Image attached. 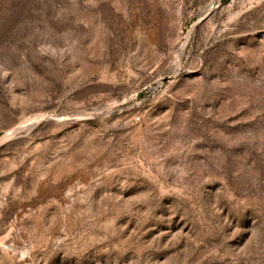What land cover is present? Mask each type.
Wrapping results in <instances>:
<instances>
[{
  "label": "rangeland",
  "instance_id": "374dc122",
  "mask_svg": "<svg viewBox=\"0 0 264 264\" xmlns=\"http://www.w3.org/2000/svg\"><path fill=\"white\" fill-rule=\"evenodd\" d=\"M0 264H264V0H0Z\"/></svg>",
  "mask_w": 264,
  "mask_h": 264
}]
</instances>
